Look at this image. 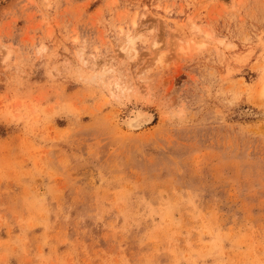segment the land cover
I'll list each match as a JSON object with an SVG mask.
<instances>
[{"label":"rangeland","instance_id":"rangeland-1","mask_svg":"<svg viewBox=\"0 0 264 264\" xmlns=\"http://www.w3.org/2000/svg\"><path fill=\"white\" fill-rule=\"evenodd\" d=\"M0 264H264V0H0Z\"/></svg>","mask_w":264,"mask_h":264},{"label":"bare ground","instance_id":"bare-ground-1","mask_svg":"<svg viewBox=\"0 0 264 264\" xmlns=\"http://www.w3.org/2000/svg\"><path fill=\"white\" fill-rule=\"evenodd\" d=\"M184 27L185 26H182V29ZM187 28L189 30L191 29V27H187ZM150 121H151V116L148 113L142 110H137L134 112V114H132V116L128 120L125 121L124 124L126 125L129 131H136L140 129V127H142L143 125L150 123Z\"/></svg>","mask_w":264,"mask_h":264}]
</instances>
